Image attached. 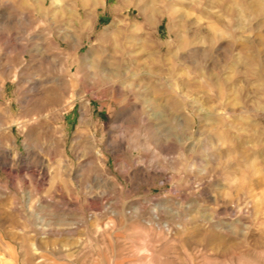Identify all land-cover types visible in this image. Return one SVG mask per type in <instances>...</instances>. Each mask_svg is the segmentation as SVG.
Returning a JSON list of instances; mask_svg holds the SVG:
<instances>
[{
    "label": "rangeland",
    "instance_id": "rangeland-1",
    "mask_svg": "<svg viewBox=\"0 0 264 264\" xmlns=\"http://www.w3.org/2000/svg\"><path fill=\"white\" fill-rule=\"evenodd\" d=\"M85 1L0 0V264H264V0Z\"/></svg>",
    "mask_w": 264,
    "mask_h": 264
},
{
    "label": "bare ground",
    "instance_id": "bare-ground-1",
    "mask_svg": "<svg viewBox=\"0 0 264 264\" xmlns=\"http://www.w3.org/2000/svg\"><path fill=\"white\" fill-rule=\"evenodd\" d=\"M72 4H74V0H69ZM141 1V0H140ZM82 2H87V1H85V0H82ZM91 3H93V8H92V10L91 11H94L95 9H97L96 8V6H97V3L95 2V1H93V2H91ZM90 3V4H91ZM143 3V2H142ZM86 4V3H85ZM89 4V3H88ZM98 7V6H97ZM138 7V6H137ZM146 11V10H145ZM115 13H116V15H121V10L120 9H116L115 10ZM149 21L150 22H152V17H150L149 18ZM75 22V21H74ZM83 25V27L85 28V25H84V23H81V26ZM115 49V48H114ZM252 58V57H251ZM249 67V66H248ZM251 69V68H250ZM263 69V68H262ZM252 73V72H251ZM263 73V72H262ZM255 74H256V77H258V78H260L261 77V75H260V71H257V72H255Z\"/></svg>",
    "mask_w": 264,
    "mask_h": 264
}]
</instances>
